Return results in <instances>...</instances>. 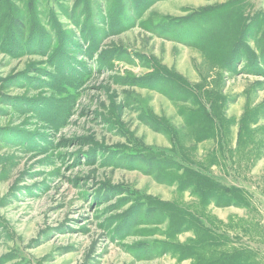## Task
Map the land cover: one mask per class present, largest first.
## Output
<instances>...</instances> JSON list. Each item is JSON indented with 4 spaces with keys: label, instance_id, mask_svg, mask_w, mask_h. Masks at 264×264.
<instances>
[{
    "label": "rangeland",
    "instance_id": "374dc122",
    "mask_svg": "<svg viewBox=\"0 0 264 264\" xmlns=\"http://www.w3.org/2000/svg\"><path fill=\"white\" fill-rule=\"evenodd\" d=\"M8 1L0 264H264V0Z\"/></svg>",
    "mask_w": 264,
    "mask_h": 264
},
{
    "label": "trees",
    "instance_id": "16d2710c",
    "mask_svg": "<svg viewBox=\"0 0 264 264\" xmlns=\"http://www.w3.org/2000/svg\"><path fill=\"white\" fill-rule=\"evenodd\" d=\"M141 3H143V1H141ZM10 14H11L10 2L8 0H0V24H1V26L3 24H6V26H7L6 31H8V33H9V35H7L8 38L9 37L11 38V23L13 21V20L11 21ZM1 21H6V22H1ZM9 40L11 42V39H9ZM6 45H7V43H6Z\"/></svg>",
    "mask_w": 264,
    "mask_h": 264
}]
</instances>
